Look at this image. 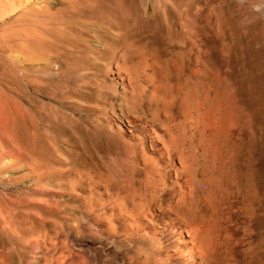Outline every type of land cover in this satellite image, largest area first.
Wrapping results in <instances>:
<instances>
[{"label":"rangeland","instance_id":"rangeland-1","mask_svg":"<svg viewBox=\"0 0 264 264\" xmlns=\"http://www.w3.org/2000/svg\"><path fill=\"white\" fill-rule=\"evenodd\" d=\"M14 1L0 264H82V218L94 264L99 216L180 190L190 216L232 220L233 264H264V0Z\"/></svg>","mask_w":264,"mask_h":264},{"label":"bare ground","instance_id":"bare-ground-1","mask_svg":"<svg viewBox=\"0 0 264 264\" xmlns=\"http://www.w3.org/2000/svg\"><path fill=\"white\" fill-rule=\"evenodd\" d=\"M151 143L161 154H165L166 145H158L154 140ZM173 165L176 180L185 175L186 165L180 154L174 158ZM181 196L180 190L172 195L179 198L175 202L168 197L153 205L140 203L130 207L120 204L113 212L99 216V222L94 225L98 232L92 234L96 244L92 247L95 249L94 264H233L232 240L235 233L232 220L214 216L205 219L202 215L192 217L185 211ZM116 217L120 219L118 223L113 220ZM86 225V220L82 218L80 226L85 229L81 236L82 264H91L87 257L90 248L86 240Z\"/></svg>","mask_w":264,"mask_h":264}]
</instances>
